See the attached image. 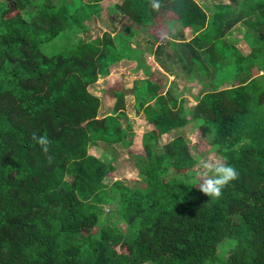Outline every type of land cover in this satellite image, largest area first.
Masks as SVG:
<instances>
[{"label": "trees", "instance_id": "obj_1", "mask_svg": "<svg viewBox=\"0 0 264 264\" xmlns=\"http://www.w3.org/2000/svg\"><path fill=\"white\" fill-rule=\"evenodd\" d=\"M103 1L0 0V264H264V0H123L115 36L76 37ZM238 24L248 53L229 38ZM142 34L163 70L201 87L187 107L145 67L139 177L108 184L135 132L125 89L99 117L89 87L125 59L144 66ZM193 121L238 172L218 198L191 185L189 138L161 142Z\"/></svg>", "mask_w": 264, "mask_h": 264}, {"label": "rangeland", "instance_id": "obj_2", "mask_svg": "<svg viewBox=\"0 0 264 264\" xmlns=\"http://www.w3.org/2000/svg\"><path fill=\"white\" fill-rule=\"evenodd\" d=\"M212 1L218 2L219 0ZM224 1L226 2L228 0ZM122 2L123 0H104L102 2L103 8L100 11V14H95L92 19L88 20L86 22V26H88L87 31L84 32L83 30H81V32L76 34V37L82 36L84 38H89L91 36H102L106 31L111 32L112 35L115 36L116 33H114V28H118L120 19L124 18V16L123 13L121 14L120 12H118V10H114V5L121 4ZM241 29L243 28L240 24L236 25L229 38L238 39L236 45L244 53H248L250 49L245 40L241 37L243 36V30ZM186 32L188 34V37L192 36L190 28L186 29ZM141 36L133 44L144 50V54L142 56L144 58V66H140L141 62L138 60L121 61L111 66V72L107 77L105 76L106 78L101 77L97 83L89 87L94 94H97L102 98V112H100L102 116H104L103 114L112 111L115 105L117 98L113 91L125 89L127 95H125L124 110L128 114L129 120L132 123L135 132V136L132 138L131 146L127 148L123 147L121 144H117L115 146L117 152V168L116 171L107 176L106 182H108V184H111L117 179L136 181L139 177L138 170L135 167L134 163V155L139 154V151L137 150L143 149V146L141 147V141L144 132L154 127L153 124L149 123L146 120L144 113L141 112L140 114H138L135 110V97L134 94H132V87L135 80L144 79L149 76L147 71L145 70V67H149L150 71L154 73L157 78H162V81L166 84L167 87H175L174 90L177 95L181 91L185 92L184 94L187 99V107H193L196 104V99L194 96L197 94L198 90L201 87V85L198 84L197 80H194V82L192 83L189 82L191 88H189L188 90L185 88L187 86V80L184 74L175 76V73L173 74L165 70V72H163V70L159 68L160 65L156 63L154 56L149 52L148 36H144L143 34ZM176 68V65H172V69L177 71ZM175 134H182L186 138H189L191 150L195 155H197L199 161L196 167L191 170L193 176H195L197 172L203 173L204 170L200 166V162L202 160L211 159L214 162L224 163V160L211 148L206 139L200 136L196 122L193 121L174 133L163 134L161 142H167ZM207 139H211V136H208ZM89 151L93 154H96L97 156L104 158L106 162L112 158L111 152L106 151L100 147H96L93 144L90 146ZM203 178L204 177L201 175L196 182H201ZM105 208L107 211L112 210L113 208H116V204H112L110 206L107 205L105 206Z\"/></svg>", "mask_w": 264, "mask_h": 264}, {"label": "clouds", "instance_id": "obj_3", "mask_svg": "<svg viewBox=\"0 0 264 264\" xmlns=\"http://www.w3.org/2000/svg\"><path fill=\"white\" fill-rule=\"evenodd\" d=\"M33 139L41 146L42 151L48 152L50 144L48 137L34 135ZM200 166L204 170L203 173L197 172L190 182L191 185L197 184V179L202 175L204 178L199 183L200 189L203 193L208 194L211 199L220 197L223 188L238 176V172L233 166L214 162L211 159L202 160Z\"/></svg>", "mask_w": 264, "mask_h": 264}, {"label": "crops", "instance_id": "obj_4", "mask_svg": "<svg viewBox=\"0 0 264 264\" xmlns=\"http://www.w3.org/2000/svg\"><path fill=\"white\" fill-rule=\"evenodd\" d=\"M123 61H128V60L125 59V60H123ZM156 63L159 65V63H158L157 61H156ZM159 68L162 69L160 66H159ZM162 70H163V69H162ZM163 72H165V71L163 70ZM106 77H107V76H106ZM106 77H105V78H106ZM97 82H98V81H97ZM97 82H96V83H97ZM132 94H133V91H132ZM98 96H99V95H98ZM99 97H100V96H99ZM100 98H101V97H100ZM113 108H114V107H113ZM101 109H102V98H101V106H100V109H99V117L102 116V114L100 113V112H102ZM112 112H113V109H112V111H109V112H107V113H105V114H103V115L105 116V115L111 114ZM100 115H101V116H100ZM104 116H102V117H104ZM142 137H143V136H142ZM95 146H96V145H95ZM96 147H97V146H96ZM141 147H142V141H141ZM137 151H140V150H137Z\"/></svg>", "mask_w": 264, "mask_h": 264}]
</instances>
